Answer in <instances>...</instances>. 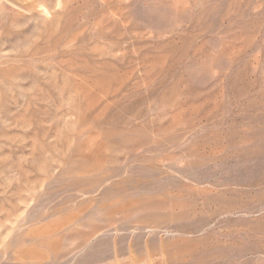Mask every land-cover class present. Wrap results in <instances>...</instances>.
<instances>
[{
  "label": "rangeland",
  "instance_id": "1",
  "mask_svg": "<svg viewBox=\"0 0 264 264\" xmlns=\"http://www.w3.org/2000/svg\"><path fill=\"white\" fill-rule=\"evenodd\" d=\"M0 0V264H264V0Z\"/></svg>",
  "mask_w": 264,
  "mask_h": 264
},
{
  "label": "bare ground",
  "instance_id": "2",
  "mask_svg": "<svg viewBox=\"0 0 264 264\" xmlns=\"http://www.w3.org/2000/svg\"><path fill=\"white\" fill-rule=\"evenodd\" d=\"M21 1H22V2H21ZM21 1L16 0V2H17L18 4L23 5V6H25V7L31 6V5L33 4L32 1H27V0H21Z\"/></svg>",
  "mask_w": 264,
  "mask_h": 264
},
{
  "label": "water",
  "instance_id": "3",
  "mask_svg": "<svg viewBox=\"0 0 264 264\" xmlns=\"http://www.w3.org/2000/svg\"><path fill=\"white\" fill-rule=\"evenodd\" d=\"M19 1H21V0H19ZM22 2V1H21Z\"/></svg>",
  "mask_w": 264,
  "mask_h": 264
}]
</instances>
